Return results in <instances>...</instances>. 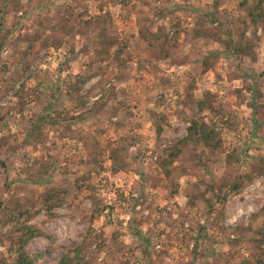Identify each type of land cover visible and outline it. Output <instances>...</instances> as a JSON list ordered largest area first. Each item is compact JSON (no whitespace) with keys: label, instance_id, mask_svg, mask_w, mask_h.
<instances>
[{"label":"rangeland","instance_id":"obj_1","mask_svg":"<svg viewBox=\"0 0 264 264\" xmlns=\"http://www.w3.org/2000/svg\"><path fill=\"white\" fill-rule=\"evenodd\" d=\"M257 4L0 0V264H264Z\"/></svg>","mask_w":264,"mask_h":264},{"label":"trees","instance_id":"obj_2","mask_svg":"<svg viewBox=\"0 0 264 264\" xmlns=\"http://www.w3.org/2000/svg\"><path fill=\"white\" fill-rule=\"evenodd\" d=\"M249 19L253 25H257L261 21H264V12L261 10V5H255L252 10H249L248 12ZM236 50H240L241 48H244L243 45L237 44ZM188 136L189 138H194L200 142H204L205 144H209L210 140L213 138L210 129L208 126L202 122L198 121L196 119H192L190 121V125L187 128ZM264 174V168L262 171H257V176ZM254 178V175L251 173L243 175V178H239V180H236L235 182H232L228 185L227 191L228 193L232 194H238L242 191L244 185L246 183H250ZM223 203L226 202V199L223 198ZM261 212L264 213V203L261 207ZM257 232L260 234L261 239L259 241L264 244V223L261 226L260 229L257 230ZM44 235L42 231L39 229H36L35 227L31 225H26L25 229L21 232L20 236L18 237V249H17V257H16V264H35L38 254L30 253L28 252L25 247L30 239H32L35 236ZM74 251V257L70 258L67 253H65L61 259L56 264H84L81 262V258L79 257V250L80 247H74L72 249H67Z\"/></svg>","mask_w":264,"mask_h":264}]
</instances>
